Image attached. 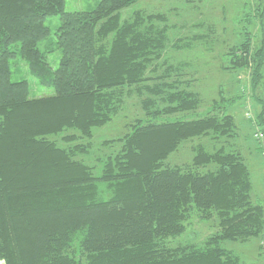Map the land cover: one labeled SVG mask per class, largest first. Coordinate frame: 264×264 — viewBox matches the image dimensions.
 I'll return each mask as SVG.
<instances>
[{
	"label": "trees",
	"instance_id": "obj_1",
	"mask_svg": "<svg viewBox=\"0 0 264 264\" xmlns=\"http://www.w3.org/2000/svg\"><path fill=\"white\" fill-rule=\"evenodd\" d=\"M139 1L102 0L91 11L67 12L66 0H0V263L241 264L224 243L263 237L264 206L253 199L249 167L236 141L232 151L217 145L237 140L230 110L241 97L221 95L195 115L202 101L186 90L185 70L162 62L169 47L164 16L137 11L121 21ZM261 7L245 16L246 26L259 22L261 46L253 47L244 27V40L228 54L231 69L251 70L253 96L264 81ZM55 16L54 42L46 20ZM54 49L61 52L55 70L48 61ZM16 57L54 94L31 98L29 82L13 80ZM128 99L138 100L143 116L127 124L131 132L95 175L84 162L94 131ZM257 103L261 112L249 119L264 127V102ZM200 137L213 145H193L188 165L167 163ZM255 139L264 158V129ZM194 217L218 232L202 245H172Z\"/></svg>",
	"mask_w": 264,
	"mask_h": 264
},
{
	"label": "rangeland",
	"instance_id": "obj_2",
	"mask_svg": "<svg viewBox=\"0 0 264 264\" xmlns=\"http://www.w3.org/2000/svg\"><path fill=\"white\" fill-rule=\"evenodd\" d=\"M100 1L102 0H66V11H91ZM263 2L264 0H140L121 12V21L130 19L137 11L164 16L169 47L162 62L167 61L185 70L183 84L187 87L186 90L202 101L195 115H204L221 99V95L226 98L241 97L239 103L230 110L237 126V140L222 138L217 145L220 148L226 144L229 151H232V144H235L251 173L253 199L259 200L264 206V158L260 151L262 144L255 139V134L264 127H257L252 121L258 115L256 112H261L263 107V104L257 103V97L264 102V81L253 96L250 88L251 70L231 69L232 63L229 61L231 56L228 55L230 48L240 45L244 40V27L254 36L253 47L256 49L261 46L262 31L259 22L255 21L246 26L245 16L249 13L254 15L262 8ZM46 25L52 30L50 39L54 38L55 42L60 17L48 18ZM46 45L47 42H43L40 49L45 51ZM60 59L61 52L58 49H54L48 55V61L54 70L58 68ZM12 72L14 81L26 79L29 82L31 98L54 94L53 89L38 84L30 74L28 62L23 59L16 57L12 60ZM142 111L137 99H128L123 111L111 123L94 131L91 154L84 162L93 169L95 175L102 168L100 160L119 149L117 141L131 132L127 124L141 118ZM247 111L252 112L249 113L252 120L248 118ZM52 140L59 146H68L60 137H52ZM233 141L236 142L231 144ZM213 143L209 137L189 141L183 144L178 152L172 154L167 163L172 166L188 165L193 159L191 151L193 145L202 144L210 147ZM192 221V227H188L184 235L171 242L172 245H202L208 236L218 232V227L213 222L204 223L197 217ZM224 246L238 255L241 264H264V235L246 244L226 242Z\"/></svg>",
	"mask_w": 264,
	"mask_h": 264
},
{
	"label": "built area",
	"instance_id": "obj_3",
	"mask_svg": "<svg viewBox=\"0 0 264 264\" xmlns=\"http://www.w3.org/2000/svg\"><path fill=\"white\" fill-rule=\"evenodd\" d=\"M248 116V118H252V116L251 115H247Z\"/></svg>",
	"mask_w": 264,
	"mask_h": 264
},
{
	"label": "crops",
	"instance_id": "obj_4",
	"mask_svg": "<svg viewBox=\"0 0 264 264\" xmlns=\"http://www.w3.org/2000/svg\"><path fill=\"white\" fill-rule=\"evenodd\" d=\"M248 115V114H247Z\"/></svg>",
	"mask_w": 264,
	"mask_h": 264
}]
</instances>
